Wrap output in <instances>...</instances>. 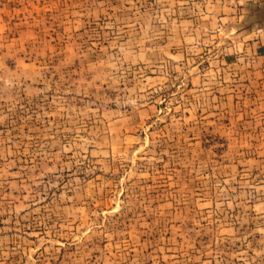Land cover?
<instances>
[{"label": "rangeland", "instance_id": "374dc122", "mask_svg": "<svg viewBox=\"0 0 264 264\" xmlns=\"http://www.w3.org/2000/svg\"><path fill=\"white\" fill-rule=\"evenodd\" d=\"M0 264H264V0H0Z\"/></svg>", "mask_w": 264, "mask_h": 264}]
</instances>
